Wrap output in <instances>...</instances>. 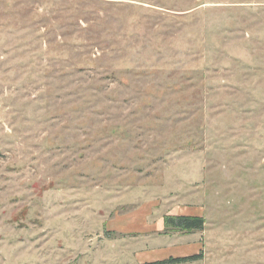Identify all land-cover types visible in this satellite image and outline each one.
I'll use <instances>...</instances> for the list:
<instances>
[{
  "label": "rangeland",
  "instance_id": "374dc122",
  "mask_svg": "<svg viewBox=\"0 0 264 264\" xmlns=\"http://www.w3.org/2000/svg\"><path fill=\"white\" fill-rule=\"evenodd\" d=\"M198 253L264 264V0H0V264Z\"/></svg>",
  "mask_w": 264,
  "mask_h": 264
},
{
  "label": "trees",
  "instance_id": "16d2710c",
  "mask_svg": "<svg viewBox=\"0 0 264 264\" xmlns=\"http://www.w3.org/2000/svg\"><path fill=\"white\" fill-rule=\"evenodd\" d=\"M205 220L201 215H186V214H167L164 217V226L169 230H180L184 233L202 231L204 229ZM200 253L181 257H172L166 260H158L148 264H177L187 261H195L200 259Z\"/></svg>",
  "mask_w": 264,
  "mask_h": 264
},
{
  "label": "crops",
  "instance_id": "0c3cea01",
  "mask_svg": "<svg viewBox=\"0 0 264 264\" xmlns=\"http://www.w3.org/2000/svg\"><path fill=\"white\" fill-rule=\"evenodd\" d=\"M173 213V212H172ZM179 214H186V215H199V214H201L200 212H198V211H196L195 209L194 210H192L191 212H189V213H179ZM174 215H176V214H174Z\"/></svg>",
  "mask_w": 264,
  "mask_h": 264
}]
</instances>
